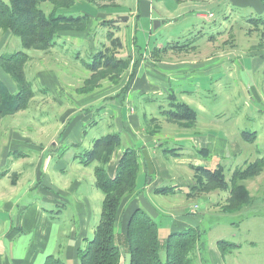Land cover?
<instances>
[{
    "label": "rangeland",
    "instance_id": "obj_1",
    "mask_svg": "<svg viewBox=\"0 0 264 264\" xmlns=\"http://www.w3.org/2000/svg\"><path fill=\"white\" fill-rule=\"evenodd\" d=\"M125 4L135 12L136 0H126ZM50 6L49 2L41 5L46 11ZM171 8L164 13L156 2L150 16L138 20V16L135 17L130 10L117 9L115 17L130 18L127 26L126 20L120 22V47L107 38V30L111 26L106 28L92 24L89 30L92 37L83 42L80 40V45L71 47L68 44L64 49L68 52L67 56L65 51L56 48L55 52L63 53L55 67L74 74L76 77L71 81H67L62 73L61 76L58 74L57 80L37 76L34 73L37 69L47 71L41 66L43 61L35 57L43 52L37 47L27 50L34 62L39 63L35 70L28 65L31 61L26 65L34 97L26 109L4 116L0 123V174L8 173L0 176V261L6 259L8 264H15V256L22 257L30 250H41L39 242H45L43 228L54 224L53 232L50 230V243L56 237V246L53 249L49 243L47 255L55 254L66 264H79L80 261L75 263L74 258L66 257L65 248L68 243L75 244L77 240L83 248L88 246V241L94 236L93 229L101 219L104 195L95 185L94 167L97 162L86 166L79 162L77 156L90 149L95 139L118 132L122 142L111 163L115 164L126 148H141L142 152L146 148L155 161L151 180L153 187L177 185L182 192H190L192 198L195 196L192 200L185 197L187 210L197 206L195 214L188 212L185 216L173 214L174 208L183 204L181 191L165 195L147 190L138 198L139 207L158 224L162 239L173 230L200 227L206 230L203 234L206 247L194 252L192 264H264V170L241 181L250 192L251 203L236 212H228L224 208L230 199V189L215 188L192 193L195 173L189 167L190 162L208 168L222 165L229 179L237 166L264 156V0H211L201 15L203 18L197 17L188 5L175 12ZM182 13L185 15L179 17ZM155 20L165 22L154 29ZM0 32V40L3 34L8 35L0 54L24 49L20 37L9 31ZM65 40L62 36L57 42L63 45ZM177 41L181 44L192 42V45L185 50H172L168 46L165 52L162 51L165 44ZM106 47H109L108 53L116 51L117 57L126 59L131 56L130 65L120 73L111 65H103L97 72L90 71L85 63L93 61L92 54L105 51ZM142 59L151 65L165 59L176 66H154L156 70L150 73L145 66L142 68L141 75H146L152 84L155 83L153 76L158 77L159 90L136 88L131 91L130 111L126 104L121 110L126 116L129 111L130 121L136 122L130 123L132 130L117 123L114 114L116 98L111 97L116 91L105 96L103 101L94 103L92 100L97 97L93 96V92L81 94L79 89L85 87L89 90L98 82L102 87L97 92H108L110 86L114 88L123 83L129 88L135 77L134 66ZM129 67L133 70L131 74L127 71ZM0 80L12 92L17 91L11 75L1 67ZM171 91L179 101L197 110L198 121L192 127L184 126L185 121L166 118L160 113L169 109L168 94ZM67 109H73L74 113L65 123L66 132L62 135L64 129L60 121ZM243 131H256L258 136L254 141H246ZM18 132L29 140L42 143L45 150L37 152L23 143L18 149L28 154L24 158L18 157L13 148L5 151V148L22 142ZM147 135L152 139L148 140ZM173 147L180 148L179 156L164 151ZM202 148L208 149V155L200 152ZM47 155L50 162H44L47 175L37 179L34 166ZM140 175L137 185L139 194L144 191V185L150 184L143 174ZM70 186L73 188L70 189ZM87 208L91 219L86 227L87 238L82 239L77 212L80 209L87 211ZM156 209L159 216L154 214ZM167 209L168 212H163ZM176 219L187 223L186 226L177 222L172 229L170 224ZM58 225L62 228L61 232L56 231ZM72 226L78 232L76 240L67 235ZM12 228L20 231L13 237L6 236V231ZM118 228L117 232H120ZM219 240H229L239 246L222 257L217 245Z\"/></svg>",
    "mask_w": 264,
    "mask_h": 264
},
{
    "label": "trees",
    "instance_id": "obj_2",
    "mask_svg": "<svg viewBox=\"0 0 264 264\" xmlns=\"http://www.w3.org/2000/svg\"><path fill=\"white\" fill-rule=\"evenodd\" d=\"M44 2L52 4L50 12L41 7ZM72 2L73 0H0V31H9L10 34L20 37L24 48L0 54V67L6 74L11 75L17 88L16 92H12L0 80V123L4 116L26 109L34 97L32 83L26 74V65L30 59L27 50L34 47L43 50L54 48L61 31L82 30L87 27L90 18L86 13L66 14L58 11V7H70ZM115 22V19H106L100 23L106 28L111 26L107 30V38L120 47L122 45L120 39L118 36L115 37L120 27ZM191 45L192 42L183 44L180 41L168 42L162 51L165 52L168 46L172 50H185ZM108 49L109 47H106L105 51L99 50L92 54L93 61L85 63L90 71L97 72L99 67L111 65L112 69L120 73L130 65L131 56L126 59L117 57L116 51L108 53ZM155 51L156 49L153 53ZM127 86L124 90L128 88ZM79 91L87 92L88 89L83 87ZM168 95L169 109L161 110L160 113L166 118L185 121L184 126L192 127L197 121V110L186 102L179 101L174 92L171 91ZM242 136L246 141H254L258 134L256 131H243ZM121 142L122 137L118 132L109 133L95 139L90 149L77 156L80 158L79 162L86 166L97 162L94 168L96 187L104 195L101 219L94 228L93 239L88 241L86 248L81 245L77 250L79 264H192L194 252L197 250L200 252L206 247V241L203 239L206 230L200 227L188 226L183 230H173L162 239L160 228L153 217L141 207H135L125 224L124 233L118 235L116 228L120 225V211L126 205V198L137 191L140 174L145 176L146 182L149 177L153 178V175L148 173L147 162L141 148H126L117 160L114 173L109 171V162ZM179 149L165 148L164 151L179 156ZM200 152L208 155V149L202 148ZM189 167L195 173L192 193L229 188L230 199L224 211L236 212L251 203L250 192L241 181L263 172L264 156L237 166L229 179L222 165L208 168L190 163ZM6 174L1 173L0 176ZM178 190L177 185H163L155 188L154 192L171 194ZM217 245L223 255L239 246L229 240H219ZM43 264L66 263L55 254H49Z\"/></svg>",
    "mask_w": 264,
    "mask_h": 264
},
{
    "label": "crops",
    "instance_id": "obj_3",
    "mask_svg": "<svg viewBox=\"0 0 264 264\" xmlns=\"http://www.w3.org/2000/svg\"><path fill=\"white\" fill-rule=\"evenodd\" d=\"M210 1L211 0H150V1H147V0H136L137 7H136L135 12H134L133 9L128 8V5L125 4L126 0H73L72 4H70V7H58L59 8L58 11L61 12V13H66V14L78 13V12H83V14L86 13L89 16V18H90V21L88 23L89 26L85 29V31H82V30H71V31L63 30V31H61L60 32L61 33L60 37L63 36L66 39L65 41H62L63 45H60V43L58 44V42H57L56 47L51 48V49H46V50L41 49L40 52L42 51L43 53L35 55V57L37 56V59L40 58L43 61L41 66H44V69L47 68V71H44V70L39 71V69H37L34 73L37 76H40V75L44 76L46 79L48 78L49 80H57L59 75L61 76V73H62L64 78L67 79V81L73 80V78L76 77V76L74 74L71 75V72L69 70H67V69H65V70L64 69H60L59 70V69H56V67H55L56 64L59 63V61L57 59H59L60 54L65 51L64 49H65V47L68 44H70V46L73 47L74 45H78V44L80 45L81 44L80 40H81V42H83V41H85V39H89V37L91 38L92 37V33L89 30H90V28H91L90 26L92 24L101 25L100 22L102 20L115 19L116 20L115 23L118 24L119 27L122 26L120 22L124 21L126 19H123V17H120V16H117V17L114 16L115 15L114 13H117L116 12L117 9L119 11H123V10L128 11V10H130V13L134 14L135 17L138 16L137 17V20H138L140 17H145V18L149 17L150 14L152 13V11L155 10V3L156 2L158 3V6H160V9L163 10L164 13H165V11H166V13H168L170 11L169 10L170 7H172L171 8L172 11L175 12L176 9L183 8L184 6L188 5L189 9L191 8V11L195 12L197 17L203 18L204 16H201V15L203 14V12H205V10H207V5H208V3L210 4ZM232 1L235 2V0H232ZM50 5H51L50 9L47 12H50L52 10V8H53L51 3H50ZM184 15L185 14H183V13L179 14V17H182ZM129 21H130V18H128L125 21V22H127V23H125L126 26L129 23ZM94 25L92 26V28L94 27ZM99 25H98V27H100ZM120 31H122V30L120 29ZM119 32L116 34V36H118V37H120L119 36ZM3 35L4 36L1 37L2 39L0 40V50H1V47L7 43V40H8L7 33H5ZM90 42H91V39H90ZM61 47H64V48H61ZM56 48H58V49L60 48V50L63 51V52H61V51L55 52ZM36 50H39V49H36ZM167 52H169V51H167ZM67 55H68V52L66 53V51H65V56H67ZM29 61H31V62L28 65H32L31 70H33V69L35 70L38 67L39 63H35L34 62L35 60H33V57H31V56H30V60ZM53 64H54L55 68H53ZM144 66L148 70H150V71H147L148 73H150L151 71H155L156 70L154 68V66H160V67H164V68H166V67L174 68L176 65L174 66L172 63H170L169 61H167L165 59L157 60L155 62H152V65H151V64H148L146 62V60L142 59L135 66L134 69L131 67V69H133L134 72H133V70L132 71L129 70L130 67L127 69L128 74H131L133 72V74H135V77L133 78V80L131 82L132 83L131 87L127 88L126 90H124L126 85H125V83H123L121 85H116L114 88H112V86H110L109 89H108V92H105V91H101L100 92L99 90H98L99 92H97V89H100V87H102L101 84L98 82L97 83L98 85L94 89H91V90L87 91L89 93L93 92L94 93L93 96L97 97V98H93L92 102H94V103H96V102L98 103L101 100L103 101L105 96L108 97V96L111 95V93L116 91L115 95L111 96V97L116 98L115 99V105H114L115 106L114 107V114H116L117 123H119L120 127H122L123 125H126V126H128V129H132L131 124L134 121H130L131 120V118H130V114L131 113L129 112L130 111L129 104H132L130 96H129L131 91L135 90L136 88H142L144 91H155V92L159 90V87H157V82H156L158 80V77L156 75L153 76V80L155 82L154 84L149 82V80H148L146 75H141V71L143 70L142 68ZM26 69H28V68L26 67ZM159 74L161 75V73H159ZM6 87L9 88L8 85ZM9 89L11 90V88H9ZM87 92H81V94L82 93H87ZM89 103H91V102H89ZM94 103L89 104V105L92 106ZM83 104H86V103H83ZM124 104H126L127 110H129L127 116L124 115V113L121 110V107L124 106ZM82 106L83 107H87L85 105H82ZM15 113H17V112H15ZM72 113H74L73 109H67V110L64 111V114L61 117L60 123H62V130L64 129L63 132H62V135H63V133L66 132V128H64L66 126L65 123H68V119H70ZM197 118H198V116H197ZM197 121H196V123H197ZM135 123L136 122H134L133 124H135ZM17 134H18V137L20 138V141H22V142L21 143L19 142L17 144H13L12 146L5 148V151H9L10 148H13V150L15 151V154H18L17 155L18 157L24 158L25 156H28V154L22 153L20 151V149H18V146L22 145L23 143H24L23 144L24 146H27V147H29V148H31L33 150H36L37 152L45 150L43 148V146H41L42 143L34 142V140H29L30 139L29 137H25L24 135L22 136L19 132ZM147 136H148L147 137L148 140L152 139V137L150 138L149 135H147ZM58 143H60V140L58 141ZM157 144L160 146L159 142H157ZM48 157H49L48 155L44 156L43 158L41 157V161L40 162L38 161L39 163L36 164L37 166L36 165L34 166L35 167V177L37 179H39L41 177H45L47 175L45 173V170L47 168H45V166H44L45 163L44 162H48V164L50 163ZM151 160H152V162H155L154 158H152ZM109 163H110L109 164V171L112 172V174H113L114 173V169H115V167L117 165V161H115V164L111 163V161ZM190 163H192V162H190ZM192 164H194V163H192ZM198 165H201V164H198ZM2 176H5V175H2ZM152 181H153V178H152ZM152 181H148V183H150V184H146V185L143 186V188H145V189H144V191H141L142 192L141 194H139V192L136 191L135 193L131 194L130 196H128L126 198V200H125V202H126L125 204L126 205L122 208V210L120 211V214H119V216H120L119 217L120 225L118 226L119 227L118 229H119L120 232H117V233H124L125 224L127 223V220H128V217H129L130 213L132 212V210L135 207H139L138 198H140L142 196V194L145 193V191L148 190V191H153L154 192V189L157 188V186L153 187L151 185ZM95 185H96V181H95ZM72 188H73V186H70V189H72ZM58 191H61V190L59 189ZM180 191L182 192L181 187H179V190L177 192H180ZM182 193H183V196H182L183 197L182 198L183 204L177 205L174 208V210H173V214L175 213L176 216L179 215V214L182 215V216H185V214L188 213V212L195 214L196 213L195 209L197 208L196 205L190 207L191 211L187 210V208L185 206V204L188 203V201L185 200L186 199L185 197H187L188 200H192V199L195 198V196L192 198V196L190 195V192H188V191H183ZM201 194H203V193H201ZM216 194L218 195V193H216ZM165 195H168V194H165ZM143 198H144V200H147L145 197H143ZM216 205H218V204H216ZM7 207L9 209H11L9 204L7 205ZM168 210L169 209H167V211H163V212H168ZM158 212L159 211H157V209L154 210V214L156 216H159ZM88 213H90L88 208H87V211H86V209L85 210L84 209H80L77 212L78 218H79V220L81 222L80 235L82 236V239L87 238L86 237V234H87L86 227L89 226L90 219H91L90 216H88ZM41 215H42V213H41ZM177 222H178V225L182 224V225L186 226V224H187V223L185 224L184 222L176 219V220L172 221V223L170 224V227L172 229H175L174 226L177 225ZM50 230H52V232H53L54 224H49L48 226L43 228L42 237H43V240H45V242H42V241L39 242V245L42 246L41 250L37 249L36 251H34L35 250L34 249V250L28 251V253L26 252V254L24 256H22V257H20V256L16 257L15 256V258H14L15 264H19V263H24V264H43L44 261H45V258L47 256V253H48V252H46V249L48 247L47 245H49L50 239L52 238V236H51L52 232H50ZM19 231L20 230H18V228L9 229L8 231H6L7 232L6 236H10V235L14 236ZM56 231H60L61 232L62 228L58 225L57 228H56ZM94 231L95 230L93 229V232ZM77 233L78 232L76 231V228L74 226H72L67 235H68V237H70V239L76 240ZM55 238H54V241L53 242L51 241V243H50L51 245H53L52 246L53 249L56 246L54 244V242L56 241ZM57 245H59V244L57 243ZM80 246L81 245L79 244L78 240L76 241L75 244L68 243L66 248H65L66 257L67 258L68 257L74 258V262L78 263V261H79L78 258L79 257H77V250H78V248ZM221 255H222V257H225L223 254H221ZM0 264H8V261L6 259H3L2 261H0Z\"/></svg>",
    "mask_w": 264,
    "mask_h": 264
},
{
    "label": "water",
    "instance_id": "obj_4",
    "mask_svg": "<svg viewBox=\"0 0 264 264\" xmlns=\"http://www.w3.org/2000/svg\"><path fill=\"white\" fill-rule=\"evenodd\" d=\"M129 17L127 16H124L123 19H128ZM164 21L162 20H155L154 21V26L153 28L154 29H157L162 23H164ZM143 157H144V160L145 162H147V169H148V173L149 175H152V173L154 172V167H153V162L151 160V157H150V154H149V151L146 149V148H143ZM152 177H149V181H151Z\"/></svg>",
    "mask_w": 264,
    "mask_h": 264
},
{
    "label": "built area",
    "instance_id": "obj_5",
    "mask_svg": "<svg viewBox=\"0 0 264 264\" xmlns=\"http://www.w3.org/2000/svg\"><path fill=\"white\" fill-rule=\"evenodd\" d=\"M147 1H150V0H147ZM213 14H211V16H212Z\"/></svg>",
    "mask_w": 264,
    "mask_h": 264
}]
</instances>
